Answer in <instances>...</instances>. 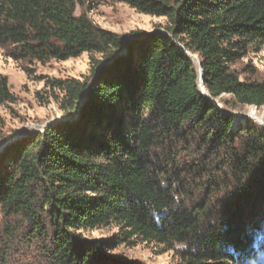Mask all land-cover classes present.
Listing matches in <instances>:
<instances>
[{"label":"trees","instance_id":"1","mask_svg":"<svg viewBox=\"0 0 264 264\" xmlns=\"http://www.w3.org/2000/svg\"><path fill=\"white\" fill-rule=\"evenodd\" d=\"M110 2L164 18L165 33L103 29L91 7ZM263 44L264 0H0L12 60L101 57L86 80H48L79 116L4 149L0 212L50 230L54 264H129L112 251L136 244L176 251L179 264H262L264 128L230 113L264 108V81L234 68ZM14 101L0 74V102ZM112 225L109 241L83 236Z\"/></svg>","mask_w":264,"mask_h":264},{"label":"rangeland","instance_id":"2","mask_svg":"<svg viewBox=\"0 0 264 264\" xmlns=\"http://www.w3.org/2000/svg\"><path fill=\"white\" fill-rule=\"evenodd\" d=\"M77 14H80V9ZM90 17L98 26L118 34L125 40L133 32L153 33L164 30L160 26L166 22L164 18L141 14L124 3L113 2L94 4ZM92 57L101 58L97 54L84 53L78 58L62 62L27 64L12 60L6 56L4 49L0 48V74L9 78L10 90L15 98L13 103L0 102V132L5 135V139L0 141V149L14 136L19 140L34 132H45L52 123L62 118L72 120L74 116L69 118L61 109L64 94L52 89L48 85V80L90 78ZM105 65L106 63H103L101 67ZM234 68L243 80L252 78L264 81V44L259 50L253 47L248 56ZM248 68L251 71H248ZM231 111L236 115L234 118L239 124L251 122L257 127L264 128L257 120L245 118L255 111L257 118L264 123V108L236 105ZM197 160L193 159L190 163L198 162ZM43 221L48 228L44 218ZM118 232L119 229L112 225L97 231L85 232L83 236L87 240L109 241ZM48 233L46 236L41 232H35L33 224L24 217L8 218L0 212L1 264H54L52 232L49 230ZM112 254L129 264H179L176 251L165 250L155 244L121 245L114 249ZM260 258L264 264V253Z\"/></svg>","mask_w":264,"mask_h":264},{"label":"water","instance_id":"3","mask_svg":"<svg viewBox=\"0 0 264 264\" xmlns=\"http://www.w3.org/2000/svg\"><path fill=\"white\" fill-rule=\"evenodd\" d=\"M158 32L165 33L164 30H161V31H158ZM125 42H126V41H125ZM125 51H126V50H125ZM189 55H190L192 58H194L195 60H197V61L199 62V66H200V69H201L200 86H201V90H202V92H203L204 95H205L206 97H208L212 102H214L216 105H218L219 107L222 108V106L220 105L219 101H218L217 99H214V98L209 94V92H208L207 89H206V86H205V84H204V72H203V69H202V63H201L200 59H199L196 55H193V54H191V53H189ZM230 115H232L233 117L236 116V115L233 114V113H230ZM78 116H79V112L73 117V119H72L71 121L77 119ZM246 117H247V116H246ZM62 120H63V121H68L69 119H67V118H62V119H60V120H58V121L52 123L50 126H52V125H54V124H56V123H58V122H60V121H62ZM15 140H16L15 136L12 137L11 139H9V140H8V141H7L2 147H1V149H0V153L3 151L4 148H6L9 144L13 143Z\"/></svg>","mask_w":264,"mask_h":264},{"label":"bare ground","instance_id":"4","mask_svg":"<svg viewBox=\"0 0 264 264\" xmlns=\"http://www.w3.org/2000/svg\"><path fill=\"white\" fill-rule=\"evenodd\" d=\"M237 117H239V116L237 115ZM241 117H242V116H241ZM245 118L255 119V120H257L261 125H264L263 121H262L261 119H258V118H257V116H256V112H255V111H252V112L250 113L249 117H246V116H245Z\"/></svg>","mask_w":264,"mask_h":264}]
</instances>
